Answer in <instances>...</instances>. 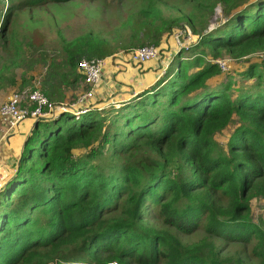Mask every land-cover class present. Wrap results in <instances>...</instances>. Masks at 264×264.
I'll return each instance as SVG.
<instances>
[{"label":"trees","instance_id":"1","mask_svg":"<svg viewBox=\"0 0 264 264\" xmlns=\"http://www.w3.org/2000/svg\"><path fill=\"white\" fill-rule=\"evenodd\" d=\"M68 1L7 6L0 40L13 12ZM160 2L128 18L124 50L158 48L182 21L194 42L119 108L100 109L98 100L82 114L34 125L0 193V264H243L224 256L230 244H253L264 264V225L251 210L264 201V61L252 59L264 53V0H173V18ZM217 6L224 21L210 30ZM63 54L28 88L55 104L69 88L86 91L81 60L105 59L114 48L88 32ZM225 57L243 68L223 73L217 61ZM4 79L0 69V89ZM226 131L222 146L216 137ZM200 231L197 241H182Z\"/></svg>","mask_w":264,"mask_h":264},{"label":"rangeland","instance_id":"2","mask_svg":"<svg viewBox=\"0 0 264 264\" xmlns=\"http://www.w3.org/2000/svg\"><path fill=\"white\" fill-rule=\"evenodd\" d=\"M24 1L26 0H0V22L3 21L2 17L6 13L7 6H17ZM149 1L152 0H71L62 4L50 3L39 6L38 8L13 12L8 21L9 27L5 31L6 37H8L7 41L3 42L0 40V69H3L5 74V79L3 81L5 85L0 89V105L13 91L21 89L20 84L22 79L26 80V83L29 84L24 86L25 89L35 86L39 87L45 78L46 66L50 60H62L64 55L63 46L67 42L88 32L98 34L101 38L107 40L109 45L114 48V54H118L120 51H126V49L124 50V46L129 45L132 40L130 41L129 37L130 31L124 27L125 23L130 16L135 15L140 9L144 8ZM170 1L173 0H162V2L159 3L162 15L167 18L176 16V10ZM223 21L221 8L217 6L214 15L209 20L210 25L208 29L211 30L213 27L220 25ZM184 26L187 27L183 21L180 22L179 27L182 28ZM10 32L14 34V38L10 37ZM172 36L173 34L165 37L163 44L158 47L160 58L156 60L157 62L155 61L156 63L150 65H154V70H150L149 67L147 71L142 72L140 71L142 68H139V70H137L139 73L141 72V74L144 75L148 73V70L159 72L160 65L162 68V66L164 67L166 64H169L168 70L175 61L176 54L182 50L186 51L185 48L180 49L174 46L172 43ZM141 40L142 36H139L137 41L140 42ZM15 41H18L20 44ZM192 43L193 41L190 42L187 47H190ZM17 44L20 45V55H14L13 53ZM188 56L187 53L182 54V59L187 60ZM252 59L253 62L264 61V54L253 55ZM124 61L129 64L128 61ZM221 61H224L228 65L226 68L227 70L223 73H229L230 76L234 75V70L241 69L244 66L243 61H230L227 60L226 57L222 58ZM117 63L119 62H115L114 64ZM230 69L231 71H229ZM116 78H118V76ZM123 80L126 79L123 78ZM155 81L156 78H154V76L146 75V84H154ZM137 82H141V80L139 79ZM131 86L132 85L128 86L127 83L125 86L127 88L126 90L134 89L133 91L137 93L136 86L133 88ZM114 88L117 90V87ZM81 90V86L77 87L75 90L72 88L67 89L64 97L66 102H71L74 96L77 98L81 95ZM130 99L131 98L127 96L126 101L123 103H111L110 100H107L105 103L97 104L98 106L95 104L92 106H97L102 109L108 107L109 104H113L115 108H119L121 104L126 103ZM93 102H90L89 105ZM26 122L29 121L23 123ZM228 136L229 131H226L219 134L216 140L222 146H226ZM3 146L5 147V145ZM2 165L3 164H0V167H3ZM9 167H11V165H9ZM13 176V174L10 175L7 182H9ZM4 191L5 188L0 193ZM251 210L254 222H262L264 225V201H253L251 203ZM147 217H150L149 222L151 224L160 226V223H157V221L153 219V214ZM203 235L204 233L200 231L192 237L182 238V241L185 243L197 241ZM253 246V244L227 245L224 256H237L241 258L243 264H260V259L252 254Z\"/></svg>","mask_w":264,"mask_h":264},{"label":"built area","instance_id":"3","mask_svg":"<svg viewBox=\"0 0 264 264\" xmlns=\"http://www.w3.org/2000/svg\"><path fill=\"white\" fill-rule=\"evenodd\" d=\"M173 39L178 44V46L175 44L176 47L185 48L186 50L189 48L187 45L192 41L194 42L190 29L185 26L174 31ZM116 55L138 66L160 58L159 49L148 45L120 51ZM217 63L222 72L227 70V63L224 61H217ZM104 66L105 60L98 58L83 59L78 63L77 68L83 76V85H85L86 91L71 102L52 103L39 90L22 89L13 91L0 105V120L7 125L10 131L25 120L47 121L57 119L64 113H72L73 115L84 113L88 109L89 103L95 99V90L100 84ZM168 66L169 64L162 66L160 76L165 74ZM2 143L3 141L0 139V147ZM7 179L8 174L5 168L0 167V191L5 187Z\"/></svg>","mask_w":264,"mask_h":264},{"label":"crops","instance_id":"4","mask_svg":"<svg viewBox=\"0 0 264 264\" xmlns=\"http://www.w3.org/2000/svg\"><path fill=\"white\" fill-rule=\"evenodd\" d=\"M172 43L174 44V46H176L173 36ZM104 60L105 66L103 69L100 84L95 90L96 94L94 101H102L104 99L105 102L107 100H110L111 103H123L126 101L127 96L132 98L136 94L142 92L144 89L153 85L151 83H145L146 75L154 76V78H156L157 80L161 74V65L159 72L150 71L151 69L154 70V65H150L156 63V60V62L149 61L139 66H134L131 63H125L123 57H118L116 54L110 55ZM115 62L119 63L114 64ZM149 67L150 70H148L147 74L143 75L141 74V72L139 73V71H137L139 70V68H142L140 69V71L145 72ZM117 76L118 78H116ZM120 77H123L126 80H123V78L121 79ZM139 79L141 80V82H137V80ZM127 83L128 86L132 85V88L136 86L137 93L133 91L134 89L126 90L127 88L125 86ZM114 87H117V90ZM63 101H66V99H63ZM25 121L29 122L23 123ZM25 121L20 123L14 130L9 131L7 125L2 120H0V139L3 141L1 145L2 147L0 149V164H3L2 166L5 168V171L8 174V178L10 175L14 174L18 159L23 149L24 142L35 125V122L33 120ZM3 145H5V147ZM9 165H11V167H9Z\"/></svg>","mask_w":264,"mask_h":264},{"label":"water","instance_id":"5","mask_svg":"<svg viewBox=\"0 0 264 264\" xmlns=\"http://www.w3.org/2000/svg\"><path fill=\"white\" fill-rule=\"evenodd\" d=\"M36 123H37V122H35V124H36ZM7 183H8V182L5 183V186L7 185Z\"/></svg>","mask_w":264,"mask_h":264}]
</instances>
